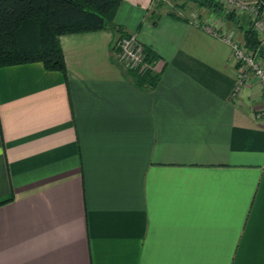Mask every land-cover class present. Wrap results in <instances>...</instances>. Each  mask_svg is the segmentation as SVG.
<instances>
[{"label": "crops", "instance_id": "0c3cea01", "mask_svg": "<svg viewBox=\"0 0 264 264\" xmlns=\"http://www.w3.org/2000/svg\"><path fill=\"white\" fill-rule=\"evenodd\" d=\"M173 6L122 0L120 29L61 34L65 75L0 66V264H264L260 87L234 96L218 15ZM128 32L154 86L117 59Z\"/></svg>", "mask_w": 264, "mask_h": 264}, {"label": "trees", "instance_id": "16d2710c", "mask_svg": "<svg viewBox=\"0 0 264 264\" xmlns=\"http://www.w3.org/2000/svg\"><path fill=\"white\" fill-rule=\"evenodd\" d=\"M121 1L0 0V66L40 61L46 69L59 70L65 75L66 66L60 35L120 29L114 17ZM193 1L208 6L227 19L236 15L233 10L225 9L215 0ZM257 1L264 5V0ZM170 13L182 17L173 11ZM238 25L246 46L256 51L257 57L264 62V46L260 44L258 34L251 23L246 26L241 23ZM144 49L145 59L154 64L157 55L145 46ZM127 71L140 86H154L160 76L159 71L151 68L144 71L138 68Z\"/></svg>", "mask_w": 264, "mask_h": 264}, {"label": "built area", "instance_id": "2783aa9c", "mask_svg": "<svg viewBox=\"0 0 264 264\" xmlns=\"http://www.w3.org/2000/svg\"><path fill=\"white\" fill-rule=\"evenodd\" d=\"M225 9L234 10L235 13L246 14L251 26L257 32L260 44L264 46V5L257 0H215ZM213 35L229 44L231 55L235 60V84L232 94L237 95L246 81L252 76L256 79L261 90L260 112L264 113V62L257 57L256 51L246 46L243 39L235 37L230 31L223 32L216 29L210 30ZM116 56L126 69L138 68L144 71L154 69L153 63L145 59L144 45L135 32H128L119 36L115 41Z\"/></svg>", "mask_w": 264, "mask_h": 264}, {"label": "rangeland", "instance_id": "374dc122", "mask_svg": "<svg viewBox=\"0 0 264 264\" xmlns=\"http://www.w3.org/2000/svg\"><path fill=\"white\" fill-rule=\"evenodd\" d=\"M161 1L166 3V5L172 9L174 8L173 5H176V7H178L177 5L181 4L184 7V10H191V9L197 8V11L201 12L202 14L207 13L209 11L215 12V11L211 10L208 6L201 5L198 2H195L193 0H161ZM229 10H231V9H229ZM215 14H217L219 18H217V15H215L214 17L217 18L218 22H221V25L223 24L227 30L224 29V31H223V28H221L216 23L217 21H215L212 24L205 23L204 27H209L210 30L216 29L218 31H223V32L230 31L235 37L243 39L241 28L239 27L238 23H241L243 26L250 24L249 18L246 14L235 13L236 15H234V17H236V18L233 17L232 19H227L224 15H221L219 13H215Z\"/></svg>", "mask_w": 264, "mask_h": 264}]
</instances>
